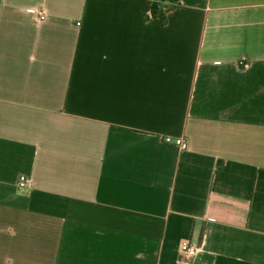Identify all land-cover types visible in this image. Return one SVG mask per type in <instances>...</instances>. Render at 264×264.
Wrapping results in <instances>:
<instances>
[{
  "label": "crops",
  "instance_id": "crops-1",
  "mask_svg": "<svg viewBox=\"0 0 264 264\" xmlns=\"http://www.w3.org/2000/svg\"><path fill=\"white\" fill-rule=\"evenodd\" d=\"M151 1L0 0V264H264V0Z\"/></svg>",
  "mask_w": 264,
  "mask_h": 264
},
{
  "label": "built area",
  "instance_id": "built-area-1",
  "mask_svg": "<svg viewBox=\"0 0 264 264\" xmlns=\"http://www.w3.org/2000/svg\"><path fill=\"white\" fill-rule=\"evenodd\" d=\"M38 15L40 19L43 18V14L41 11L38 12ZM164 141L175 144L180 149H185L187 147L186 141H184L180 137L166 136L164 137ZM26 183H27L26 177L21 175L18 179V187L22 188L26 185ZM199 252H200V246H196L187 240H183L179 245L180 258L178 262L180 264H194V261L197 255L199 254Z\"/></svg>",
  "mask_w": 264,
  "mask_h": 264
},
{
  "label": "trees",
  "instance_id": "trees-1",
  "mask_svg": "<svg viewBox=\"0 0 264 264\" xmlns=\"http://www.w3.org/2000/svg\"><path fill=\"white\" fill-rule=\"evenodd\" d=\"M172 8L162 3L161 0H152L147 7V17L158 18L163 25L166 23V13Z\"/></svg>",
  "mask_w": 264,
  "mask_h": 264
}]
</instances>
